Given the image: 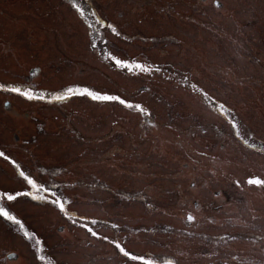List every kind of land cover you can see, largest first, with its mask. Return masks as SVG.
<instances>
[{
  "label": "rangeland",
  "instance_id": "1",
  "mask_svg": "<svg viewBox=\"0 0 264 264\" xmlns=\"http://www.w3.org/2000/svg\"><path fill=\"white\" fill-rule=\"evenodd\" d=\"M65 1L82 3L85 16ZM65 1L0 0V151L9 157H0V193L27 190L25 171L58 188L74 217L109 221L100 236L161 264H264V189L233 183L264 177V153L234 138L179 75L234 109L242 135L264 144V0ZM108 53L163 70H121ZM70 86L134 98L151 117L85 95L54 99ZM10 205L43 240L53 258L43 264H134L50 204L22 196ZM0 264H41L2 218Z\"/></svg>",
  "mask_w": 264,
  "mask_h": 264
},
{
  "label": "snow or ice",
  "instance_id": "2",
  "mask_svg": "<svg viewBox=\"0 0 264 264\" xmlns=\"http://www.w3.org/2000/svg\"><path fill=\"white\" fill-rule=\"evenodd\" d=\"M214 4L217 8L221 7V0H214ZM81 15L84 14L83 4L81 3L80 7L77 9ZM92 16H96V13H92ZM97 24L101 23L98 19L95 21ZM91 27V26H90ZM111 31L119 35L117 29L111 25H108ZM102 43H106V41H101ZM93 47H96L93 44ZM104 50L101 49V52ZM104 59L109 60L112 65L121 70H127L128 72H132L134 74H146L151 76L153 73H159L163 69L159 65H146L142 61H132V60H122L117 58L116 56L108 53L104 55ZM182 78V83L187 85L189 88L194 90L195 92L199 93L201 99L206 103L210 104L211 107L219 113L221 116L224 117L227 124L230 126L232 135L234 138L239 140L243 145H246L249 148L257 149L258 151L264 153V144L257 146L255 142L250 143L249 139L245 138V135H242L241 126L237 122V118L235 115L234 109L230 106L226 105L224 102H220L219 100L214 99L211 95L207 92L202 90L197 86L196 83L190 81V78L183 73L179 74ZM0 89H5L4 85H0ZM6 90L10 93L18 94L27 100H44L46 96L44 94H37L31 87H23V86H12L7 87ZM73 95H85L89 97L93 101L98 102H114L118 103L119 105L123 106L128 110H134L145 117H151V113L144 107L143 104L134 102V98L125 99L122 98L120 95H113L109 93H101L96 92L94 90H90L85 88L83 91H79L78 89L68 88L62 95L56 96L54 99L64 100L69 99ZM151 127H155V124L152 123ZM201 155H206L205 153H201ZM0 157L4 159H9L5 155L3 151H0ZM18 169L20 165L16 163L15 160L11 161ZM20 177L23 178L25 182V186L27 190L15 192V194H4L0 193V201H16L19 197H29L34 201L37 202H44L46 204H50L57 208V210L68 219V221L73 224V226H77L82 228L86 231L91 237L100 239L103 241H107L108 243L112 244L115 249L118 250L126 260L130 262H134V264H155L154 260L151 258H146L143 254H138L133 251H130L126 248L124 244L120 242L119 239H109L107 236H100L99 235V228L98 226H108L106 222L99 221L97 219H90L87 216H73V213L66 208V205L70 204L71 201L64 198L63 194L60 193L55 186L49 187L47 184L39 177H34L31 173L26 174L25 171L19 172ZM235 187L240 190V192L244 191L245 187H254L256 189H264V177L249 175L244 180L243 184L241 181L236 180L233 182ZM219 195V193H217ZM0 218H4L7 221L11 222L14 228L22 233V236L26 238L28 242H30V246L32 247L34 254H36L38 261L43 264L46 258V248L43 246V240L39 239L37 236L32 234L29 230H26L25 225L22 223L20 219H18L15 215L11 214L10 208L7 207L5 204L0 203ZM194 217L192 215H187V221L192 222ZM110 227L114 231H119V226L115 223H112ZM189 235H192L189 233ZM264 239V237H262ZM164 264H174L173 261L168 260L165 261ZM220 264H225V262L221 261Z\"/></svg>",
  "mask_w": 264,
  "mask_h": 264
},
{
  "label": "trees",
  "instance_id": "3",
  "mask_svg": "<svg viewBox=\"0 0 264 264\" xmlns=\"http://www.w3.org/2000/svg\"><path fill=\"white\" fill-rule=\"evenodd\" d=\"M65 1V0H64ZM66 3H69V2H67V1H65ZM75 10L77 9V6L73 3V1H72V3H69ZM91 8H92V5H91ZM94 10V12L96 13V14H98L99 13V11H98V9L96 8V10L95 9H93ZM79 14H80V12H78ZM80 16H85L84 14L83 15H81L80 14ZM99 17H101L102 18V16H99ZM88 20V19H87ZM103 23H105V21L103 22ZM102 23V27H103V29H104V24ZM92 25H93V23H92ZM68 88H74V89H78L79 91H83L85 88L84 87H82L83 89H79V88H76V87H67L65 90H63V92H62V94L68 89ZM76 96H83V95H76ZM54 186V185H53ZM59 187V186H58ZM61 187V186H60ZM57 190H58V188H57ZM59 192H61L60 190H58ZM0 192H2V191H0ZM42 204H45L44 202H41ZM117 250V249H116ZM130 250V249H129ZM118 251V250H117ZM131 251V250H130ZM136 253V252H135ZM138 254H140V253H138ZM50 259H51V261L53 262V258L52 257H50L49 256V254L47 253L46 254ZM152 259V258H151ZM154 260V262H155V264H161V260H155V259H153ZM60 263H68L69 264V262H60Z\"/></svg>",
  "mask_w": 264,
  "mask_h": 264
},
{
  "label": "flooded vegetation",
  "instance_id": "4",
  "mask_svg": "<svg viewBox=\"0 0 264 264\" xmlns=\"http://www.w3.org/2000/svg\"><path fill=\"white\" fill-rule=\"evenodd\" d=\"M1 191V190H0ZM4 194H15L14 192H12V191H9V190H6L5 192H4ZM18 199H20V197L18 198ZM17 199V200H18ZM12 202H15V201H11V202H9V201H0V203H3V204H5L7 207H9L10 208V211H11V214H13V215H15L16 216V212H15V210H13V208H12V206L10 205ZM3 220H6V219H4V218H2ZM7 221V220H6ZM9 222V221H8ZM26 239V238H25ZM121 243H124V241H122L121 240ZM6 256H7V258L9 259V260H12V259H16L17 260V256L16 255H14V254H12L10 251H7L6 252ZM59 264H68V263H59Z\"/></svg>",
  "mask_w": 264,
  "mask_h": 264
},
{
  "label": "water",
  "instance_id": "5",
  "mask_svg": "<svg viewBox=\"0 0 264 264\" xmlns=\"http://www.w3.org/2000/svg\"><path fill=\"white\" fill-rule=\"evenodd\" d=\"M6 105H8V103H6Z\"/></svg>",
  "mask_w": 264,
  "mask_h": 264
}]
</instances>
